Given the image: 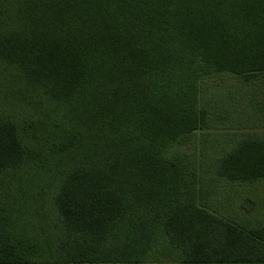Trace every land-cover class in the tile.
Instances as JSON below:
<instances>
[{
    "label": "trees",
    "instance_id": "1",
    "mask_svg": "<svg viewBox=\"0 0 264 264\" xmlns=\"http://www.w3.org/2000/svg\"><path fill=\"white\" fill-rule=\"evenodd\" d=\"M219 76L264 77V0H0V264H264L170 152ZM213 167L264 182V138Z\"/></svg>",
    "mask_w": 264,
    "mask_h": 264
},
{
    "label": "rangeland",
    "instance_id": "2",
    "mask_svg": "<svg viewBox=\"0 0 264 264\" xmlns=\"http://www.w3.org/2000/svg\"><path fill=\"white\" fill-rule=\"evenodd\" d=\"M199 105L208 113V125L170 152L190 159L202 189L209 193L204 198L208 211L249 227L264 226V182L230 183L216 177L213 167L239 141L250 136L264 138V77L253 83L233 76L205 79ZM241 205H251L252 210L246 212Z\"/></svg>",
    "mask_w": 264,
    "mask_h": 264
}]
</instances>
